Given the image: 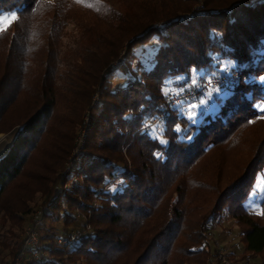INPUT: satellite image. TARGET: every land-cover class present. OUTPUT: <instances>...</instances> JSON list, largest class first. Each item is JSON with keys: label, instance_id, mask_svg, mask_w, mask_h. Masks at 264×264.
<instances>
[{"label": "trees", "instance_id": "obj_1", "mask_svg": "<svg viewBox=\"0 0 264 264\" xmlns=\"http://www.w3.org/2000/svg\"><path fill=\"white\" fill-rule=\"evenodd\" d=\"M198 1L132 0L120 13L0 0V15L16 13L0 30V134L22 127L11 147L12 136H0V154L10 147L0 160V264L19 251L36 196L46 252L36 264H218L210 233L225 214L242 245L228 258L264 264V195L260 213L244 208L264 168V0H200L189 17ZM65 17L88 28L94 46L62 75ZM233 75L236 83L204 86ZM195 87L192 101L167 106L168 93ZM87 108L83 170L61 195ZM72 233L76 242L57 244Z\"/></svg>", "mask_w": 264, "mask_h": 264}, {"label": "rangeland", "instance_id": "obj_2", "mask_svg": "<svg viewBox=\"0 0 264 264\" xmlns=\"http://www.w3.org/2000/svg\"><path fill=\"white\" fill-rule=\"evenodd\" d=\"M73 1L75 4L89 11L91 10L101 11V10L113 9L115 11H119L120 13H125L130 8L129 5L132 0H73ZM256 1H259V0H254L253 2H256ZM201 7L202 5L199 0L198 4L192 8L191 13L189 14V17H191V15L194 16L198 14ZM15 19H16L15 12L0 15V30H3L4 28H6ZM181 20H184V19H181ZM93 40H94V36L88 28H84L76 20L65 17L63 34L59 42V63L60 65L58 68L59 69L58 72L62 75H64L66 71L69 72L68 69L71 68L70 64L68 65L69 62L74 61L75 64H81L82 56L88 51H90L94 46ZM146 49H147V52L151 51L150 45H148ZM138 50H140V48H138ZM121 61L122 60H120V62ZM115 64L118 65L117 63ZM174 92L176 91H171L170 93H174ZM226 94H228L227 91L223 93L222 97L225 96ZM94 102L96 103V98L92 99V102H90L89 107L91 106V103L93 104ZM191 106L196 109L198 106V103L195 102ZM256 108L259 112V116L264 117V103L258 104ZM90 122H91L90 112H89V109L87 108V110L85 109L83 111L80 124L75 127V130L73 133V139H72L73 145L76 144L75 140L78 138L79 133L82 131L83 128H85V126H86L85 130L86 131L89 130ZM17 128L19 127H15L13 130H11L7 134H0V136L8 135V136H12V139H13L15 132H17L18 130ZM239 149L240 147L238 148V150ZM71 152L69 153V155L71 154ZM230 153L232 152H229L228 149L225 150L224 152L229 162H231L229 165L233 166L234 165L233 156H231L232 154L229 155ZM69 155L67 156V158L69 157ZM242 155L244 154L243 153L238 154V155L236 154L235 155L236 160L241 159ZM226 157L224 156V160L226 159ZM67 158H66V161H67ZM79 176H78V179L76 178L75 180H72V182H77L79 180ZM263 195H264V168L260 172L257 173L253 189L244 203V208L250 213H260L261 212L260 204L262 202ZM42 201H43L42 196H36L33 206L31 207L33 210L32 211L30 210V212H33L38 206H41ZM30 214H29V217H30ZM210 246L212 248L217 249V251L222 249L224 250L225 253L232 252L236 256H238L242 252V245L239 241L238 227H236V225L234 224V221L231 220L226 214L223 216L222 222L215 225L214 229L210 233ZM235 259H238V257H236ZM231 263L234 264L232 261ZM260 263H262L261 259L260 260L259 259H255V260L249 259L247 261V264H260Z\"/></svg>", "mask_w": 264, "mask_h": 264}, {"label": "built area", "instance_id": "obj_3", "mask_svg": "<svg viewBox=\"0 0 264 264\" xmlns=\"http://www.w3.org/2000/svg\"><path fill=\"white\" fill-rule=\"evenodd\" d=\"M237 81V77L233 75L230 77H224L221 79L209 81L204 86L209 87L211 85H219L223 82L236 83ZM198 90L199 88L195 87L194 89L189 91L168 93V95L166 96V104L167 106L172 107L175 105L182 104L186 101H192L196 96ZM164 119V114H162L159 119H152L148 122L147 125L143 127V130H147L148 128L156 126L160 121L162 122ZM85 129L86 126L79 133L78 138L75 140L76 144L74 145L71 154L67 158L65 168L59 174L61 184L59 183V186L55 188L56 191L61 195H63L69 189V184L65 182V179L69 178V181L72 182V180H75L77 176L82 173L83 165L78 166L77 162L78 155L80 154L87 133ZM43 214L44 209L42 206H38L33 212H31L28 225L22 234V242L20 249L14 259L10 262V264H36L46 256V252L40 248V242L38 238V229L41 225ZM76 215L82 218L83 220H86L84 215H82L79 210H76ZM77 236V234L72 233L70 235H67L65 238L59 239L57 241V244L60 245L66 242H76ZM218 264H232L227 256V253H225L222 249L218 250Z\"/></svg>", "mask_w": 264, "mask_h": 264}, {"label": "water", "instance_id": "obj_4", "mask_svg": "<svg viewBox=\"0 0 264 264\" xmlns=\"http://www.w3.org/2000/svg\"><path fill=\"white\" fill-rule=\"evenodd\" d=\"M21 128H22V127L17 128L18 130H17V132H15V134H14V137H13V139H12V141H11L10 147H11L12 144H13V141H14V138H15L16 134L21 130ZM12 132H13V131H12ZM10 147L8 148V150H7L5 153H3V154L0 155V160H1V159L7 154V152H8L9 149H10Z\"/></svg>", "mask_w": 264, "mask_h": 264}, {"label": "bare ground", "instance_id": "obj_5", "mask_svg": "<svg viewBox=\"0 0 264 264\" xmlns=\"http://www.w3.org/2000/svg\"><path fill=\"white\" fill-rule=\"evenodd\" d=\"M1 155V154H0Z\"/></svg>", "mask_w": 264, "mask_h": 264}]
</instances>
